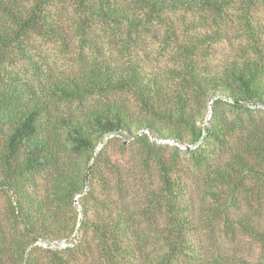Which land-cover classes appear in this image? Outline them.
Wrapping results in <instances>:
<instances>
[{
	"label": "trees",
	"instance_id": "1",
	"mask_svg": "<svg viewBox=\"0 0 264 264\" xmlns=\"http://www.w3.org/2000/svg\"><path fill=\"white\" fill-rule=\"evenodd\" d=\"M262 14L264 0H0V264H264ZM126 135L121 164L109 149ZM76 196L77 242L35 245L75 239Z\"/></svg>",
	"mask_w": 264,
	"mask_h": 264
},
{
	"label": "rangeland",
	"instance_id": "2",
	"mask_svg": "<svg viewBox=\"0 0 264 264\" xmlns=\"http://www.w3.org/2000/svg\"><path fill=\"white\" fill-rule=\"evenodd\" d=\"M261 17H263L262 21H264V14H262ZM226 50H227V46H222L221 53H219V54L225 56L227 54ZM47 53L51 57V60L53 62H55L56 65L59 64L61 66V69H63V68L65 69V66H66L65 58L62 57L61 54H59L58 52L56 53L55 49L50 48V47H48ZM63 64H64V66L62 67ZM209 104H211V101L209 102ZM226 114L229 118L234 117V115H236V114H240L242 117H245L243 114H241V112H232V110H229V109L226 110ZM211 115H212V105H209L208 110L204 116V119L201 122V126L203 127V129H205L206 127L209 126V122L211 120ZM249 118L252 119L257 124L264 123V110H261V109L252 110L250 112ZM121 138H122V140L118 139L117 143H119L121 141L125 142V149H121L118 144H114L109 149V152L114 157V159L119 161L121 164H124L127 160H129L131 158V156L134 152L133 137L126 135V136H123ZM102 145H103V141L96 147L95 152H98L99 148H101ZM91 163H92V161H91ZM80 197L81 196H76L75 202H74V206L76 207V209L78 210V213H79L78 229L76 230L75 234L73 235V237H75L74 242H77V239H78L79 234H80V232H79L80 224H81V221L83 220L82 208L80 205ZM4 203H5L4 198L2 196H0V208L4 207ZM49 242H51V241H49ZM47 243H48V241H39L35 245L47 248L45 246ZM35 245H33V246H35Z\"/></svg>",
	"mask_w": 264,
	"mask_h": 264
},
{
	"label": "built area",
	"instance_id": "3",
	"mask_svg": "<svg viewBox=\"0 0 264 264\" xmlns=\"http://www.w3.org/2000/svg\"><path fill=\"white\" fill-rule=\"evenodd\" d=\"M169 144H174L172 141H168ZM194 147V146H192ZM191 146L186 147V146H180L181 149H188V148H192ZM75 241V239H71V240H60V241H51L48 242L45 246L47 248L53 249V250H61L64 249L68 246H72L73 242Z\"/></svg>",
	"mask_w": 264,
	"mask_h": 264
}]
</instances>
